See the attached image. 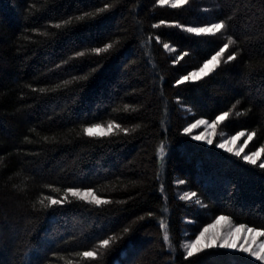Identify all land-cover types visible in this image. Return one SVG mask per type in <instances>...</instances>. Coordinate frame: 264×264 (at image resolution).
I'll return each instance as SVG.
<instances>
[{"label": "trees", "instance_id": "trees-1", "mask_svg": "<svg viewBox=\"0 0 264 264\" xmlns=\"http://www.w3.org/2000/svg\"><path fill=\"white\" fill-rule=\"evenodd\" d=\"M221 20L216 36L184 30ZM229 38L215 71L177 85ZM224 111L220 129L264 147V0H0V264H262L219 247L185 258L186 231L218 216L264 230L260 162L184 132ZM109 122L130 131L83 132ZM68 188L112 203L48 206ZM111 236L97 259L81 255Z\"/></svg>", "mask_w": 264, "mask_h": 264}, {"label": "snow or ice", "instance_id": "snow-or-ice-1", "mask_svg": "<svg viewBox=\"0 0 264 264\" xmlns=\"http://www.w3.org/2000/svg\"><path fill=\"white\" fill-rule=\"evenodd\" d=\"M189 0H159L160 5H171L173 8H179L184 5H187ZM110 4H105L104 7L97 10V13H102L108 8H110ZM85 15H88L87 13ZM78 19H83V17H79ZM71 23V21H65V24ZM161 23H164L161 21ZM55 27H61L60 24L54 25ZM153 27H158V25H153ZM177 27H180L177 25ZM226 22L221 20L219 22L211 23L208 26H189L184 28L185 31L195 34L196 36H216L225 30ZM43 35H47V33H43ZM159 39V38H157ZM234 41L229 38L227 42L223 43L216 51L215 54L211 55L210 58H206L201 67L196 71H190L180 79L177 80V85L183 84L186 81H197L202 79L203 77L209 75L211 72L215 71L221 64V60L224 58L225 53L227 52L229 46L233 44ZM113 47V44L109 43L104 47H97L92 49V52L95 54H101L108 52L109 49ZM163 47L170 51H176L174 47H171L168 43H164ZM78 56H84L85 52L80 51L77 53ZM188 55L187 52H184L179 56V60H183L184 56ZM236 59V55L232 54L227 57V61H232ZM76 79H86V77H76ZM70 83V81L65 82ZM40 91H47V89H40ZM231 115L230 111H224L222 114L216 115L212 122L209 123L208 120H197L196 123L190 124L188 127L184 129L186 134L191 135L193 129L197 128L199 125H207L209 128L213 129V134H215V129L218 124H221L223 121L227 120ZM237 116L242 115V113H236ZM135 129H132L134 131ZM123 132L128 134L129 129L122 128L119 123L109 122L107 126L103 124L93 123L91 126L85 127L83 132L88 137H104L111 136L116 134V132ZM246 133L244 131H239L232 135L231 137L226 138V134H221V142L217 145L219 148L224 151L231 153L237 157H241V154L244 152V148L247 147L249 141H251L256 133L251 132L247 133V140H245L244 145L239 149L236 148L237 142L241 137H244ZM195 140L205 139L208 144H212V139H207L206 135H195L192 136ZM47 139V138H46ZM161 152H163V148H161ZM261 153H264V147H260L258 150H253L248 155H243L242 159L245 163L256 165L258 159L261 156ZM260 168H264V163L259 164ZM183 183V181H181ZM57 191H59L57 189ZM75 197L79 200L85 201L89 204H94L97 206L110 204L112 201L107 199H101V197L97 196L92 189L81 190L78 188H68L66 194L62 198V200L52 199L51 197H45L44 199L49 201V205H58L62 204L63 201L68 200V196ZM196 197L195 192L185 194L182 199L192 200ZM39 203L44 205V200H40ZM228 224L229 227L225 230L222 225ZM160 227L165 229L163 234V240L165 243H169V234L167 232V225L161 221ZM125 232L128 231L126 228ZM260 237H264V230L259 229L257 227H249L246 224H239L237 226H232L231 221L228 216L221 215L215 218V223L208 225V227L203 228V230L199 233L198 236L194 238L191 243L184 245V249L186 251L185 258H191L196 256L198 253L203 252L205 249L212 248H221V249H232L241 253H247L250 257H254L257 261L262 262L264 264V242L257 243ZM117 239L116 236H111L107 239H103L100 241L97 249L92 251H85L81 255L86 258L97 259L98 252L100 250H104L109 248L110 244Z\"/></svg>", "mask_w": 264, "mask_h": 264}, {"label": "rangeland", "instance_id": "rangeland-1", "mask_svg": "<svg viewBox=\"0 0 264 264\" xmlns=\"http://www.w3.org/2000/svg\"><path fill=\"white\" fill-rule=\"evenodd\" d=\"M207 26H208V25H207ZM198 68H199V67H198ZM198 68H196V69L193 70V71L198 70ZM201 119H203V120H207V119H204V118H200V119H198V120H201ZM196 121H197V120H196ZM196 121L189 123L186 127H188L190 124H194V123H196ZM208 121H209V123L212 122V120H208ZM221 124H222V123H221ZM221 124H218V125H217V127H216V129H215V134H213V129L209 128L207 125H199L197 128L193 129L191 135H192V136H195V135H201V136H204V135H206V138H207V139H212L213 142H217V144H219V143L221 142V134H222V133H223V134H226V138L231 137L232 135H234V134H229V133L223 131L222 129H220ZM105 126H107V125H105ZM186 127H185V128H186ZM244 132L246 133V135H245L244 137H241L240 140L237 142V144H236V148H237V149H239L241 146L244 145L245 140H247V133H251V132H248V131H244ZM252 140H253V139H252ZM252 140L249 141L248 144H247V147L244 148V152L241 154L242 156H243V155H248V154H250L253 150H258V149L260 148V147H256V148H255V147H251L250 145H251ZM199 141H202V142L207 143L205 139H201V140H199ZM213 142H212V143H213ZM257 162L264 163V153H261V156H260V158L258 159ZM185 194H187V193H186V192H181V197H184ZM230 221H231V225H232V226H237V225H239V224L234 223L232 220H230ZM213 223H215V219H214L212 222H210L208 225L213 224ZM208 225H206L205 227H208ZM205 227H203V228H205ZM222 227H223L225 230H227V228L229 227V225H228V224H223ZM203 228H202L199 232H197V233H195V234H193V233L190 234L189 231H186L183 246L186 245V244H188V243H191V242L194 240V238H195L196 236L199 235V233L203 230ZM260 242H264V237H260V238L258 239L257 243L259 244Z\"/></svg>", "mask_w": 264, "mask_h": 264}]
</instances>
